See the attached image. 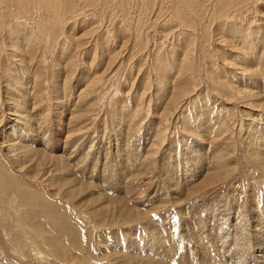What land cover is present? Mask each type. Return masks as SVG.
I'll return each mask as SVG.
<instances>
[{"label": "rangeland", "instance_id": "1", "mask_svg": "<svg viewBox=\"0 0 264 264\" xmlns=\"http://www.w3.org/2000/svg\"><path fill=\"white\" fill-rule=\"evenodd\" d=\"M165 1L167 3L164 0H155L157 4L155 2L152 4V14L150 11L149 19L142 26H138V35L133 31L135 30L133 27L135 26L134 19L136 20L135 11L139 5L138 0L131 2L127 22L122 23L119 14H115L117 16L113 18V26L118 28L115 31H121V35L119 32L113 33V28L109 27L107 22L106 24L103 22L104 25L102 20L100 22L95 17L92 19L91 13L94 8L88 6L86 1L88 6L84 12L86 15L82 19L78 18L74 26L71 24L76 19L73 16L69 17V20L66 21L69 25L65 23V30L57 29L62 32L58 33V36L54 34L53 38L55 37L56 40L49 36L48 27L46 29L42 23V31L35 34L37 37H35V41H38L29 50L24 47L28 52L29 61L27 62L33 66L32 71L36 74L34 84L39 91H36V94L32 93L34 109L27 112L35 114V118H38L37 126L38 129H42L41 133L47 128L50 130L53 145L57 146L58 155H63L64 149L70 151L65 156L66 160L62 158L63 163L69 166H63L62 161L50 159L47 152L36 154L29 148L20 149V146H14L11 150L7 147H0V264H146L139 257L138 261L132 259L130 261L125 255L126 252L125 254L123 252L125 251L123 244V242L126 243L125 239L128 240L134 235L136 236L140 231V228L138 231H135V228L132 229L135 223L127 222L123 213L129 216V207L142 209L146 195L151 196L154 192L157 177L164 179L163 173L159 175L158 168L159 164H162L161 159L167 158V153L171 152L172 156L174 155L173 160L178 155L176 160L183 159L184 162L189 160L194 166L196 162L192 163L190 158L193 153L189 156L182 154H189L187 147L195 142H201L206 137L207 140L204 139L203 143H212V145L222 147L217 152L222 163H233L230 169L222 168L225 171L221 173H226L229 176V183L225 184L227 187L225 188L224 184H218L212 187L208 191L209 193L217 190L218 196H221L228 193L235 195L234 190H237V193L238 191L244 193L247 190L256 189L264 192V147L259 146L261 138L264 136V98L259 97L260 94L256 93L258 87H264V70L262 68L264 52L259 56L261 58L258 61L260 66L255 67L258 72L256 75H259L260 80L263 79V81L258 87L252 86L253 97H247L250 100L245 99L241 93L234 92L231 87V85L242 87V81L247 80L245 75L236 70L237 54L229 51L230 47L215 40L220 35H217L216 38L212 37L206 44L203 42V44H199L200 28L195 33L188 30L186 33L184 32L185 34L183 33L184 36L180 34L182 31H179L176 25H165L166 17L179 0ZM3 2L5 0H0V14H3L0 17V24L12 21L8 18V9L12 10L13 7L9 3ZM75 3L77 4V1ZM7 4H9L8 8ZM172 5L173 7H171ZM252 14L254 15V12ZM45 16L42 18L50 20ZM38 18L39 14L33 10L31 19L37 21ZM84 19L90 20L93 32H86L89 26L87 28L83 24L79 26L81 21H85ZM20 20L23 22L24 18ZM115 22L121 24L115 25ZM30 24L35 26V24ZM198 24L202 27L203 23L196 21L195 27H199ZM70 25L73 27L72 30L70 29L72 32L70 30L67 32L68 26L72 28ZM187 34L189 36L192 34L191 39L195 36L197 44L194 43V39H186L189 37ZM3 35L0 30V69L3 65L4 67L7 65L6 67L10 71H6L4 74L2 69V75L0 74V143L5 139L4 135L9 126L7 124L10 123V119L15 118L6 115L11 110L12 98L14 99L15 93L20 90L19 82L28 76L24 72L20 74L21 65H14L12 52L8 51L12 49L7 48L6 35ZM182 35L185 37V41ZM180 36L182 37L180 38ZM72 37L77 39L74 43L76 45L72 43ZM50 40L52 45L56 42L55 48L49 43ZM43 41L46 44H43ZM170 41L172 42L170 43ZM187 41L192 44L184 45V42L187 44ZM40 44L44 46L42 47ZM191 46L193 50H190ZM182 54L188 55L187 66ZM171 59L178 62L175 61L176 66L174 65L175 67L173 66L172 70H169L168 68L171 69L173 65ZM25 60L23 59L24 62ZM160 61L163 63L158 64ZM160 64L165 67V70H169L170 76L174 72L172 78H176V80L171 78L168 83L174 87L176 84V86L180 84L181 91L171 89L169 86L166 88V85L158 84V80L157 82L153 81L157 78L154 77L157 71L154 68L163 69ZM31 65L28 66L31 67ZM4 70L6 69L4 68ZM262 73L263 75H261ZM242 77L244 78L241 79ZM212 78L220 83L219 87L215 86L217 82H214ZM156 83L159 87L155 86ZM156 88H159L158 92L155 91ZM165 88L167 92H171L172 102L170 104L168 100L166 101L168 97L164 93ZM156 92L159 96L156 95ZM261 96L264 97V95ZM259 102L261 103L257 107ZM243 103L245 104L243 105ZM252 103L256 107H253ZM71 104H77L76 110L82 117L75 123L76 129L73 127V130L70 124H67L70 118L68 110L74 108ZM18 105L17 108L21 109L20 104ZM121 105L126 110L135 111L132 125H128V128L124 122H121L124 124H117L118 118L115 115L113 117V114H119ZM61 107L66 109L63 114L59 115ZM114 107L119 109L116 111ZM193 114L197 115V119H192ZM56 115L59 116V119L53 125L52 120ZM187 118L190 121L185 122ZM207 121L209 126L214 128L203 137L204 133L200 132L203 128L198 129L195 125L198 123L207 124ZM158 129L163 143L152 144L151 135L147 134H153L152 131ZM66 134H70V136L67 137ZM153 136L156 135L153 134ZM20 137L21 142L29 145L30 148L36 147L35 144H30L27 136L21 134ZM157 141L160 140L157 139ZM116 143L120 147H117ZM44 145L46 146V144ZM44 145V149L48 151V147L45 148ZM99 146L104 150L103 153L108 152V148L111 147L112 152H109L107 162H111L115 154V156L118 154L119 157H122L117 159L118 162L115 165L118 169H123V172L127 171L120 165L126 155L123 153H129L128 149L125 150L124 147L135 146L131 151H135L139 156L138 159L140 158L139 162L143 163V169L147 166L148 171L145 170L146 173L143 174L140 171L130 179V186L134 189L133 196L128 194L127 199L125 195L117 193L111 188L104 191L101 188L102 191H97L94 185L98 175L93 173L82 179H78L75 174V178L84 181V185L80 186V192L77 190L72 192L75 184L72 175L76 173V166L81 164L73 162L76 154L74 149L77 148V158H80L83 155V153H79L80 149L85 153L88 150L95 152ZM199 146L203 149L204 145L199 143ZM119 150L122 152L119 153ZM197 151L196 149V153ZM175 153H177L176 156ZM197 155L201 158L199 154ZM99 158H101V162H98V166L101 169V166L104 165L103 159H106L107 156L101 155ZM127 164H129L128 161ZM89 177L93 178L89 179L93 180L91 185H88L86 180ZM113 177L121 176L113 173ZM115 180L113 179L114 183ZM97 185L100 184L97 183ZM119 187L118 183L114 185L116 190ZM102 192L108 196L106 201L104 200L106 197H100ZM130 195L135 198L134 203L132 198L130 201ZM108 204H110L109 207ZM228 223L231 222L228 220ZM245 226H248V232H251L255 227L251 221ZM208 227L212 228L213 237L216 238V235H219V239L225 237L227 230L225 224ZM261 228L264 229V224L261 225ZM130 231L132 232L130 233ZM253 237L250 238L251 242L254 241ZM245 251L248 256L259 252L251 244Z\"/></svg>", "mask_w": 264, "mask_h": 264}, {"label": "bare ground", "instance_id": "2", "mask_svg": "<svg viewBox=\"0 0 264 264\" xmlns=\"http://www.w3.org/2000/svg\"><path fill=\"white\" fill-rule=\"evenodd\" d=\"M76 1H77V4L75 3ZM86 1L89 4L88 6H91L94 8L92 13L89 12L91 13V17H93L92 19L97 18L100 22L102 20V24L104 23L106 24L107 22L108 26L113 28L112 29L114 30L113 33H115L116 32L115 30L118 29V28H115L116 26L115 27L113 26L114 24L113 18L117 16L115 14H119V17H121L120 19L122 20L121 21L122 23L125 22L127 20L128 9H130V4L133 0H5V2L9 3L13 7L12 10L8 9V15H9L8 18L9 20H12V21L10 22L7 21L9 23L3 22L2 24H0L1 25L0 30H2L4 34L3 36L6 35V46H8L7 48L12 49L8 51L12 52L11 56H12V59H13L12 61L14 65L15 66L21 65L22 69L20 71V74L21 72H24V73H27L28 76L19 82L20 83L19 86H21L20 90L18 91L16 89L17 93H15V98L14 99L12 98L13 101H11V106H10L11 110H9V112L6 115L14 116L15 118L10 119L11 120L9 121L10 123L7 124L9 126H8V129H6L7 132L4 135L5 139L2 140V142L0 143V147H7V149L11 150L14 146H20L19 147L20 149L29 148L31 152L33 151L36 154H43V153L45 154L47 152V154H49L50 159H55V161H58V162L62 161V158L66 160L65 156L70 151L68 149H64L63 155H58L57 146L53 145V141H52L53 139H52L50 130L47 128L45 129V131H43V133H41L42 129H38V126H37L38 118H35L34 116L35 114L32 115V114H29L30 112H27L28 110L32 111L34 109L33 105H35V103H32L33 102L32 96H34L33 95L34 92L36 94L39 91H37L38 87L34 84L35 82L34 78L36 74L33 73L32 71L33 66L31 64H28L29 62H27L29 61L27 57L28 52L25 51L24 47H26V49L29 50L34 45V43L38 41L37 39H36L37 41H35V37H36L35 34L37 32L40 33V31H42V27H41L42 23L44 24L45 28L48 27L49 36H51L52 38L54 34L55 36L56 35L58 36V33L62 32V31L60 32L57 31V29L58 30L60 28L61 30L62 28L64 29L65 23H67L66 21L69 20V17L71 16H73V18L76 19L73 21V24H71L72 26H74V23L75 21H77L78 18L82 19L86 15L84 13L85 10H87L88 8ZM138 1H139L138 9L137 11H135L136 20L134 19L135 28L133 27V29H135L133 31L134 33H137V35L139 32L138 26H142L143 24L146 23L147 19H149V13L152 10L151 6L155 2V0H138ZM164 2L166 1L164 0ZM9 4H7L8 5L7 8L9 7ZM175 4H174V7L173 5L171 6L173 8L172 9L170 8L171 9L170 13L168 17H166L167 18L166 24L165 23L164 24L165 25H176V27L179 28V31L180 30L182 31V33L180 32V34H183L184 32L186 33L188 30H191L193 33H195L200 28L201 36H200V41L198 42L199 44H201L202 42L206 44L210 41L212 37L215 36L216 38L217 35H220V37L216 38L215 40L218 41L219 43H223V45H226L227 47H230L229 51L237 54V57H236L237 64L236 65L234 64V65L236 66L237 72L239 71L241 74L245 75V78L247 79V80L242 81L243 83L242 87L238 85L237 86L231 85L232 89L234 90V92L241 93L242 94L241 96H243L245 99L252 98L254 95L252 86L258 87L260 83L263 81V79L260 80L261 78L259 77V75L258 76L256 75L257 70L255 69V67H258L259 65L258 61H260L261 59L259 58V56L262 52H264V45H263L264 44V12H263L264 0H179V2H176ZM159 5H160V2H159ZM170 5H171V2H170ZM0 9H1V5H0ZM33 10H35V12L39 14V18L37 21H33L31 19V14L33 13ZM252 12H254V15L252 14ZM157 13H156V16H158ZM151 14H152V11H151ZM65 15L67 18L65 17ZM249 15H252V17H249ZM2 16L3 14H0V17ZM42 16H45L49 18L50 20H47L44 17L42 18ZM22 18H24V21H23L24 23L21 22L22 20H20ZM71 21H72V18H71ZM196 21H198L201 24L203 23L201 25L202 27H200L199 24H198L199 27H195ZM89 22L90 20H87V21L85 20V21H81V24H79V26L83 24L86 28L89 26L88 27L89 29L86 31L87 33L93 32L94 30ZM30 23L35 24V26L31 25ZM118 23L119 22L117 23L115 22V25ZM151 24H152V20H151ZM96 26H100V25H96ZM68 28L69 29L67 32H69L70 29L71 30L73 29V27L70 28L69 26ZM123 28H124V25H123ZM66 29H67V26H66ZM46 33L47 32H45V34ZM182 36H180V38ZM191 36H189L186 39L188 40L194 39L193 41L194 43H196L195 36L193 39H191L192 38ZM62 38L64 40V37ZM72 38H73L72 43L73 44L76 43L77 39H75L74 37ZM53 39L56 40L55 37ZM51 40L49 43L53 41ZM182 41L180 40V42ZM184 41H185V37H184ZM171 42L172 41H170V43ZM44 43L45 42L43 41V44ZM233 43L235 44L233 45ZM190 44L192 43L187 41V44H186V42H184V45H190ZM40 45L42 46V44ZM54 45H56V42ZM54 45H52V47H54ZM186 47L188 48V46H185V48ZM181 49L182 48L180 47V51ZM190 50H193V47ZM263 56L264 55H262V57ZM23 59H26L25 62L23 61ZM173 59H171L173 61L172 63L169 60V62L173 64L171 69L168 68L169 70H172L176 62H178L176 60L175 62ZM184 59L186 60L185 65L187 66L188 65V55L187 54H185ZM162 61L158 62V64L161 63ZM169 62L168 64H170ZM28 65H31V67ZM160 65L163 67V69L161 68L157 69V67L154 68L157 71H156V75L155 74L153 75H155L154 77L155 78L157 77V78L156 80L152 78L153 81L157 82L158 80L159 81L158 84L164 85V86L166 85L165 86L166 88L167 86H169L171 89H174V90L179 89V91H181L182 88L180 84H178V86H176L177 85L176 84L174 87V85L172 86L170 83H168L169 80H171L172 76L174 75V72H172L173 75L170 76L169 70L168 69H167L168 71L165 70L164 69L165 67L162 64ZM6 66L7 65H5L4 67L3 65V67L0 69L1 75H2V69H3L4 74L6 71H10L9 68L7 69ZM4 68L6 70H4ZM262 68L264 70V66H262ZM261 75H263V73ZM14 77H15V74H14ZM243 78L244 77H242L241 79ZM172 79L176 80V78H172ZM214 82H217V81H214ZM158 84L156 83L155 86L159 87ZM150 85H148L149 87L148 86L147 87L150 88ZM215 86L219 87L220 83L217 82ZM166 88L164 89V93L168 97L166 101L168 100L170 104V102H172L170 99L171 92L169 91L167 92ZM246 88H249V89H246ZM155 91L158 92L159 88ZM157 92H156V95L159 96ZM256 93L257 95L260 94L259 97L264 98L261 96V95H264V87L263 86L258 87V91ZM261 102L257 104V107L259 106ZM18 104H20L21 109L17 108L19 106ZM244 104L245 103H243V105ZM252 105H254L253 107H256L255 104L252 103ZM71 106H73L75 109L73 108V109H70V111L68 110L70 118H69V123L67 124H70V127L73 130L76 127L75 123H77L82 117L80 113L78 114V110H76L77 104H71ZM114 108H116V111L117 109L120 108L119 114H113V117L115 115L118 118V121H116L117 124L124 122L125 125H127L126 128H128V125H132V121H133L132 118L134 117L133 114L135 111L133 112L132 110L130 111L126 110L124 109L125 107L123 108V105L119 106V108L117 107H114ZM65 109L66 108L61 107L62 111L60 110L61 112L59 111L58 114L59 115L63 114V111ZM58 119H59V116L56 115L55 119L52 120L53 125H55L58 122ZM187 119L185 122L190 121L189 118ZM192 119H197V115L193 114ZM124 123H121V124H124ZM195 126L198 129L203 128L204 131L203 130L200 131L201 133L202 132L204 133L202 135L203 137L204 135L210 133V130L214 128V127L212 128L211 125L209 126L208 121H207V124L198 123ZM152 133L156 136H153V134L151 133L147 134V135H151L152 144L153 143L154 144L163 143L161 142L162 137L159 134V129L152 131ZM21 134L27 136L30 144H35L36 147L30 148L29 145L21 142V137H20ZM70 134H66L67 137L68 135L70 136ZM157 139L160 141H157ZM202 141L195 142L193 145L191 144V146L189 145V147H187L189 154L188 153L182 154L184 156L185 155L189 156L191 153H193V156L190 155V158L192 160V163L196 162L194 166L191 164L189 160L188 161L186 160L185 162L182 161L183 159L176 160V158L179 157L177 153H175V156L177 155L175 160H173L174 155L172 156L171 152L167 153L168 154L167 158L161 159L162 164H159L160 167L158 168V171L160 172L159 175L163 173L164 179L157 177V180H155L157 181V183L155 182L156 186L154 187V192L151 196L146 195V199L143 201L144 206L143 207L141 206L142 209L138 210L134 207H129L128 208L129 216L126 213H123L124 217L127 219V222L135 223L132 229L135 228V231L136 230L138 231V228H140L139 229L140 231H138L139 233L136 236L134 235L128 240L125 239L126 243L123 242L124 249H125V251L123 252L124 254L126 252L125 255H127V258L129 260L132 259L133 261L134 260L138 261V257H139L146 264H264V229L262 230L261 228V225L264 224V198H262V196L264 195V192H262L260 189H256L253 191L247 190L244 192L245 193L244 194L242 191H238L237 193V190H234V193L236 192L235 194L236 196L233 193L232 194L228 193L227 195L225 194V195L218 196L217 190L213 193H209L208 191L212 187L218 184L225 185L229 183L228 181L229 176L226 173H221V172L225 171V170H222V168L230 169V166L233 163L232 164H228L226 162L222 163L220 157L217 155V152L220 151L222 147L217 146V145H212V143H203ZM199 143H202L204 145L203 149L199 146ZM44 144H46V146ZM43 145L45 146V148L48 147L49 150L46 151ZM152 146L154 147V145ZM259 146L261 148L264 147V136H262ZM117 147H120V146L117 144ZM134 147L135 146L133 147L130 146L129 148H127L126 146L124 147L125 150L128 149L129 151V153H123L126 155L124 156L125 158H123L122 162L120 163V165L122 167H125V170L128 171V172L124 171L125 173L123 172V169L122 170L118 169L117 166L115 165L118 162L117 159L122 158V157H119L118 154L117 156H115L116 154L113 155V159H111V162H107V159L109 157V152L110 153L112 152L111 147L109 148L107 147L109 151L104 152V153H103L104 150H102L101 146H99L95 152H93L94 150H88L85 153V152H82L80 149L79 153H83V155L80 158H77V155H78L77 148L74 149L76 154H75V158L73 162H75V164H78V163H81V164L80 165L78 164L76 166L75 168L76 173L72 175V179L75 183L73 186L74 188L72 189V192L74 190H77V192H80L81 190L80 186L84 185L83 184L84 181L82 182L81 180H78V179L80 178L82 179L86 175L89 176V174L93 173V174L98 175V178H96L95 180L96 184L94 185L97 188V191H100V190L102 191V189L104 191L105 189L111 188V190H114L117 193L125 195L127 199H128V196H127L128 194H131L133 196L134 189L130 186V183H129L130 179H132V177L135 174L139 173L140 171H142V174L146 173L145 170L148 171L147 166L143 169V165H142L143 163L139 162L140 158L138 159L139 156L135 153V151L134 152L131 151L132 148ZM194 147H196V149L198 150L197 153ZM201 150L202 152H200ZM120 151L122 152V150H119V153ZM25 154H26V151H25ZM197 154H199L201 158H199ZM101 155L107 156V158L103 159L104 165L102 164L103 166H101V169H100L99 168L100 166H98L99 164L98 162H101V158H99V156ZM159 157H160V154H159ZM127 161L129 162V164H127ZM62 164L63 166H67V167L69 166L63 163V161H62ZM162 169H165V170L162 171ZM113 173L121 177H113ZM75 174H77L78 179L75 178L76 176ZM89 179H93V178L89 177L88 179H86L89 183L88 185H91L90 183L93 180H89ZM113 179H116L115 183L113 182ZM97 183H99L100 185H97ZM116 183H118L120 186L118 190L114 188V185ZM224 187L226 188L227 185H225ZM132 196L129 199L131 201V198H132V202H133L135 201V198H133ZM100 197H106L104 199L106 201L108 196H106L104 192H102ZM120 199L122 200V198ZM105 201L104 203H106ZM109 205L110 204H108V207ZM138 218L141 220H139ZM132 219H135V220H132ZM228 220L232 224L228 223ZM249 221H251L252 224L255 226L251 232H248L247 231L248 226H245L249 224ZM215 224L217 225L225 224L226 225L227 230L225 231V237L223 239H219L218 238L219 235H216V238L213 237L212 228H209L208 226H213ZM131 232L132 231H130V233ZM251 236L252 237L255 236L253 237L254 241L252 242L250 241ZM249 244H251L252 247H255L256 250L258 249L259 252L258 253L254 252L250 256H248L245 250L248 248Z\"/></svg>", "mask_w": 264, "mask_h": 264}]
</instances>
